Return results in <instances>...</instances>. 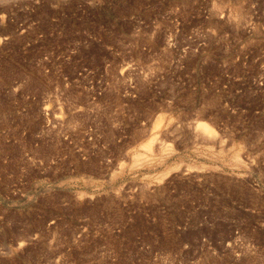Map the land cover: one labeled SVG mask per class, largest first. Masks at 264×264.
Instances as JSON below:
<instances>
[{"label":"rangeland","instance_id":"374dc122","mask_svg":"<svg viewBox=\"0 0 264 264\" xmlns=\"http://www.w3.org/2000/svg\"><path fill=\"white\" fill-rule=\"evenodd\" d=\"M0 264H264V0H0Z\"/></svg>","mask_w":264,"mask_h":264},{"label":"bare ground","instance_id":"6f19581e","mask_svg":"<svg viewBox=\"0 0 264 264\" xmlns=\"http://www.w3.org/2000/svg\"><path fill=\"white\" fill-rule=\"evenodd\" d=\"M163 121H164V119H163V117L162 118H159L157 121H156V123H155V125H154V128L155 129H158L162 124H163ZM200 127H202V130L204 131H206V133L207 132H209V131H211V133H212V130H210L207 126H205V125H203L202 124V126H200ZM205 133V134H206ZM210 134V133H209ZM214 135V134H213ZM155 139H153V140H150V142L148 141V143H146V145H144L145 146V149L146 150H150L151 148H152V144H153V141H154ZM151 151V150H150ZM152 152V151H151ZM149 153V152H148ZM238 154V153H237ZM146 155V154H145ZM141 157V156H140ZM236 157H237V155H236Z\"/></svg>","mask_w":264,"mask_h":264}]
</instances>
